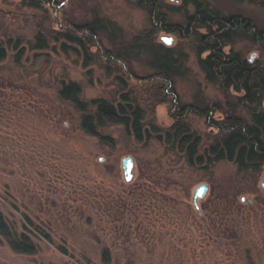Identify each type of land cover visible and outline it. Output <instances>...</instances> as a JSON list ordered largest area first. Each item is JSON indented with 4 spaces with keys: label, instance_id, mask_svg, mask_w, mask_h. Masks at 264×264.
<instances>
[{
    "label": "rangeland",
    "instance_id": "374dc122",
    "mask_svg": "<svg viewBox=\"0 0 264 264\" xmlns=\"http://www.w3.org/2000/svg\"><path fill=\"white\" fill-rule=\"evenodd\" d=\"M58 1L49 24L39 8L0 0V41L20 38L25 48L19 62L17 49L0 61V210L37 244L34 253H20L0 238V264H264V166L254 176L237 173L229 160L191 166L182 154L166 151L151 127L150 137L139 140L121 124H107L100 130L111 141L101 143L83 131L81 113L58 95L60 84L71 81L87 101L117 103L125 94L143 108V123L153 120L160 128L174 121V97L179 106L243 112L235 101L228 105L197 64L194 31L208 30L186 24L193 5L154 0L151 14L140 0ZM202 2L264 31V0ZM62 16L100 23L101 54L91 42L84 50L66 41L59 32ZM172 25L176 30L168 31ZM37 34L46 47H36ZM254 40L234 37L224 50L264 65V48ZM149 44L170 48L180 60L175 94L164 101L158 95L163 83L152 76ZM105 49L126 61H110ZM217 109L212 117L220 120L224 113ZM186 117L207 144L216 129L203 116L187 111ZM125 155L134 161L130 181L121 167ZM201 182L208 191L197 199L198 212L191 198ZM105 250L109 261L103 263Z\"/></svg>",
    "mask_w": 264,
    "mask_h": 264
},
{
    "label": "trees",
    "instance_id": "16d2710c",
    "mask_svg": "<svg viewBox=\"0 0 264 264\" xmlns=\"http://www.w3.org/2000/svg\"><path fill=\"white\" fill-rule=\"evenodd\" d=\"M153 14L154 0H140ZM205 0H183V3L193 5L194 12L186 17V24L193 22L196 27H205L208 30L206 35L194 31L196 42L195 54L197 64L204 73L208 82L216 84L226 94L228 105L235 101L240 105V111L233 108L222 107L213 109L209 107L191 108V105H177L174 97L173 105L176 112L172 114L174 121L166 128H160L155 121L143 123L145 113L141 105L134 99H129L123 94L122 102H110L105 98L98 97L91 100L80 98V87L76 82H62L58 88V95L68 100L81 113L80 127L84 132L97 136L101 143H109L110 137L101 132V128L107 124L118 123L124 127L126 132L130 131L136 139L150 137L149 127L156 131V138L165 145V150L173 154H182L185 161L191 165L204 164L213 165L220 160H229L235 164L239 174L256 175L264 166V65L257 62H249L246 58L232 48L225 51L224 47L229 45L234 37L249 38L256 41L264 48V31H253L252 23L248 18L239 14L223 15L219 9L212 8ZM21 3L29 7L39 8L47 16L50 24L51 10L58 6L57 0H21ZM143 5V6H144ZM50 15V16H49ZM59 19V20H58ZM59 32L62 37L71 43L86 47L85 42L99 49H104L99 40L100 23L96 20L73 22L67 16L58 18ZM44 23V22H43ZM47 23V22H46ZM47 26L50 27V25ZM237 29H241L240 32ZM168 31L176 30L172 25ZM179 30V29H177ZM251 30V36L248 31ZM36 47H46V38L37 34L35 36ZM21 39L8 37L5 42L0 41V61L4 60L8 50H16L14 61L19 62L25 51L20 46ZM65 44L62 43V46ZM150 45V44H149ZM146 45L145 49L149 54V64L153 68L152 76L157 84L163 85L159 88L160 101H164L165 95L175 94L174 76L177 70V63L180 61L168 47L158 45ZM85 50V49H84ZM106 58L116 62L124 61L120 53H110L105 49ZM207 52L205 56L202 53ZM126 61V60H125ZM242 92L241 94L232 93ZM233 98V99H232ZM231 105V104H230ZM220 110L224 113L220 120L212 117L213 110ZM195 113L207 119L210 127L216 129L211 135L207 144L202 143V137L191 129L186 112ZM145 125V126H144ZM246 176V175H245ZM39 233V232H38ZM38 235V234H37ZM0 238L9 247L20 253H34L37 249L36 242L26 233L17 232L6 220L0 210ZM106 250L103 252L102 262L109 261Z\"/></svg>",
    "mask_w": 264,
    "mask_h": 264
},
{
    "label": "water",
    "instance_id": "95a60500",
    "mask_svg": "<svg viewBox=\"0 0 264 264\" xmlns=\"http://www.w3.org/2000/svg\"><path fill=\"white\" fill-rule=\"evenodd\" d=\"M161 39L166 43V44H170V40L171 37L164 35L161 37ZM133 166H134V161L132 159V157L130 155H125L122 157L121 159V167L123 170V175H124V179L125 181H130L133 177ZM260 187L262 189H264V180H261L259 183ZM208 191V184L206 182H201L198 185L195 186L193 194H192V198L191 201L194 205V207L196 208V210L199 212V206L197 203V199H201L205 196V194ZM240 199L242 201L245 200L244 196H241ZM247 202L251 203V199L247 198Z\"/></svg>",
    "mask_w": 264,
    "mask_h": 264
}]
</instances>
